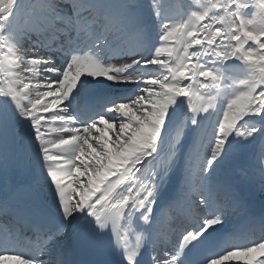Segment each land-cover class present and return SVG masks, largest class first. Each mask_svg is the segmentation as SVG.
<instances>
[{
	"label": "snow or ice",
	"instance_id": "obj_1",
	"mask_svg": "<svg viewBox=\"0 0 264 264\" xmlns=\"http://www.w3.org/2000/svg\"><path fill=\"white\" fill-rule=\"evenodd\" d=\"M0 264H264V0H0Z\"/></svg>",
	"mask_w": 264,
	"mask_h": 264
}]
</instances>
